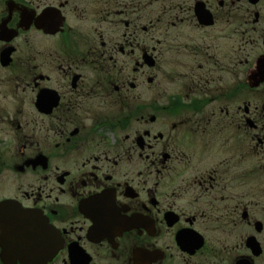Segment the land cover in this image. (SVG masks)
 Listing matches in <instances>:
<instances>
[{"label":"flooded vegetation","instance_id":"flooded-vegetation-1","mask_svg":"<svg viewBox=\"0 0 264 264\" xmlns=\"http://www.w3.org/2000/svg\"><path fill=\"white\" fill-rule=\"evenodd\" d=\"M0 264H264V0H0Z\"/></svg>","mask_w":264,"mask_h":264}]
</instances>
